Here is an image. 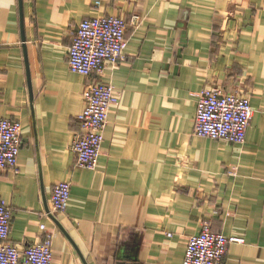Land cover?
I'll return each mask as SVG.
<instances>
[{"label": "crops", "instance_id": "crops-1", "mask_svg": "<svg viewBox=\"0 0 264 264\" xmlns=\"http://www.w3.org/2000/svg\"><path fill=\"white\" fill-rule=\"evenodd\" d=\"M21 3L0 0V117L21 123L22 140L17 167L0 171L9 241L38 243L43 223L52 264H181L207 221L244 240L228 244L224 264H264V0ZM111 15L128 21L124 60L101 76L70 72L78 24ZM99 81L119 99L89 170L75 165L70 144L83 91ZM208 86L250 96L243 143L193 133ZM61 181L70 197L55 213L51 189Z\"/></svg>", "mask_w": 264, "mask_h": 264}, {"label": "built area", "instance_id": "built-area-1", "mask_svg": "<svg viewBox=\"0 0 264 264\" xmlns=\"http://www.w3.org/2000/svg\"><path fill=\"white\" fill-rule=\"evenodd\" d=\"M134 15L129 23L138 25ZM128 21L117 15L82 20L72 34L67 64L72 73L101 76L106 65L116 66L124 60ZM84 106L76 116L70 150L77 167L94 170L100 155L103 134L110 108L118 104L119 94L106 83L88 84L82 94ZM253 109L250 96L227 92L218 86L203 88L198 94L193 133L198 137L223 140L231 144L245 141ZM21 123L0 117V171L15 169L21 148ZM70 182L52 186L50 203L53 212L64 213L70 197ZM11 211L0 200V264H52V230L39 225L42 238L38 243L18 248L8 239ZM243 238L226 237L204 221L198 234L189 237L181 264H224L227 246L242 243Z\"/></svg>", "mask_w": 264, "mask_h": 264}, {"label": "water", "instance_id": "water-1", "mask_svg": "<svg viewBox=\"0 0 264 264\" xmlns=\"http://www.w3.org/2000/svg\"><path fill=\"white\" fill-rule=\"evenodd\" d=\"M22 0H19V4H20V8H21V11H22V3H21ZM21 19H23V15L21 14ZM25 53V60H26V63H27V54H26V51L24 52ZM27 69H28V65H27ZM28 83H29V87H30V78L28 77ZM30 97L32 98V90L30 88Z\"/></svg>", "mask_w": 264, "mask_h": 264}, {"label": "rangeland", "instance_id": "rangeland-1", "mask_svg": "<svg viewBox=\"0 0 264 264\" xmlns=\"http://www.w3.org/2000/svg\"><path fill=\"white\" fill-rule=\"evenodd\" d=\"M68 54V53H67Z\"/></svg>", "mask_w": 264, "mask_h": 264}]
</instances>
